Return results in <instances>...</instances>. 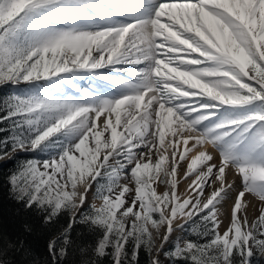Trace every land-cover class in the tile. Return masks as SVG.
Wrapping results in <instances>:
<instances>
[{"label":"snow or ice","instance_id":"1","mask_svg":"<svg viewBox=\"0 0 264 264\" xmlns=\"http://www.w3.org/2000/svg\"><path fill=\"white\" fill-rule=\"evenodd\" d=\"M3 86L10 197L68 218L44 264H264V0H0Z\"/></svg>","mask_w":264,"mask_h":264},{"label":"trees","instance_id":"2","mask_svg":"<svg viewBox=\"0 0 264 264\" xmlns=\"http://www.w3.org/2000/svg\"><path fill=\"white\" fill-rule=\"evenodd\" d=\"M12 92L13 89L9 86L0 87V102L12 94ZM43 158H46L45 155L39 153H20L18 155V159L21 161L25 159ZM15 167V162L0 163V230L13 238L17 236L24 238L32 252V256L28 259L36 258L41 264H44V261L48 259L46 250L48 238L57 230L66 227L68 218L64 216L55 226L44 227L36 215L18 211L19 206L11 199L8 185L4 180L7 174ZM24 222L31 223L34 226V231L30 235H26L21 228ZM81 232L82 229L77 226L72 234L77 243L81 241ZM187 238L195 239L194 236H189ZM16 259L18 261H23L24 257L17 256ZM140 259L141 264H146L147 257L145 255L142 254ZM80 261L81 257L75 250V247L70 249L69 255L65 258V264H80ZM180 264H183V262H180Z\"/></svg>","mask_w":264,"mask_h":264},{"label":"bare ground","instance_id":"3","mask_svg":"<svg viewBox=\"0 0 264 264\" xmlns=\"http://www.w3.org/2000/svg\"><path fill=\"white\" fill-rule=\"evenodd\" d=\"M101 71H105V70L102 69ZM113 74H115V73H113ZM84 80H88V79L86 78ZM81 82H82V80L78 81V84L79 83L81 84ZM185 169H186V165L182 164L181 168L179 169L181 175L183 174ZM186 187H187V182H182L178 186V191L180 193H184ZM205 194H207V191ZM249 198L251 199V197H249ZM89 199L91 200L90 197H89ZM230 203L231 202L229 201L228 203L223 204V207H222V213H221V217H220L223 220V224L221 225V228H220V230H222V232L228 224V220H229V216H230ZM252 218H253V210L251 208H249V219H252Z\"/></svg>","mask_w":264,"mask_h":264},{"label":"rangeland","instance_id":"4","mask_svg":"<svg viewBox=\"0 0 264 264\" xmlns=\"http://www.w3.org/2000/svg\"><path fill=\"white\" fill-rule=\"evenodd\" d=\"M121 75H123V74H121ZM89 80H82V82H81V84L79 83V85L81 86V87H88L89 86ZM22 87V86H21ZM0 162H3V161H0ZM182 183V182H181ZM95 190V186H94V188H93V191ZM90 198H91V196H90ZM96 203H97V205H99V201H96ZM221 232H222V230H220Z\"/></svg>","mask_w":264,"mask_h":264},{"label":"water","instance_id":"5","mask_svg":"<svg viewBox=\"0 0 264 264\" xmlns=\"http://www.w3.org/2000/svg\"><path fill=\"white\" fill-rule=\"evenodd\" d=\"M0 163H2V162H0Z\"/></svg>","mask_w":264,"mask_h":264}]
</instances>
